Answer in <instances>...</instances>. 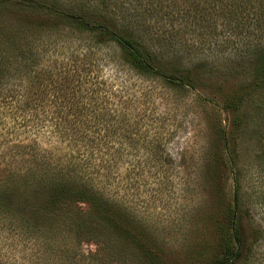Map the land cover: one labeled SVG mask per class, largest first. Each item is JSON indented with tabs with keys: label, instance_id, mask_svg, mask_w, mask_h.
<instances>
[{
	"label": "trees",
	"instance_id": "1",
	"mask_svg": "<svg viewBox=\"0 0 264 264\" xmlns=\"http://www.w3.org/2000/svg\"><path fill=\"white\" fill-rule=\"evenodd\" d=\"M104 62L233 116L220 133L229 185L210 217L215 237L188 264L261 263L234 131L258 124L264 154V0H0V120L65 143L56 151L0 130V240L23 255L18 264H171L168 239L110 192L109 148L116 140L121 154L141 116L100 74ZM215 75L238 79L219 99L202 93Z\"/></svg>",
	"mask_w": 264,
	"mask_h": 264
},
{
	"label": "rangeland",
	"instance_id": "2",
	"mask_svg": "<svg viewBox=\"0 0 264 264\" xmlns=\"http://www.w3.org/2000/svg\"><path fill=\"white\" fill-rule=\"evenodd\" d=\"M103 64L100 74L115 82L122 90V100L130 102L129 108H137L141 116V129L126 138L121 154L116 150L120 143L109 142V153H117L109 164L110 192L122 196L129 210L168 239L166 251L171 264H188L190 253L210 244L215 237V223L210 217L221 213L220 193L229 185V177L219 160L220 133L233 116L213 102H199L192 90L166 89L127 68L116 67L113 62ZM237 80L215 75L202 83L209 91L202 93L221 97L236 87ZM18 125L12 118L7 123L0 120V130L7 131L11 140L36 136L44 148L65 149L60 136L49 129L34 131L31 123L26 127ZM257 130L258 124L247 122L246 118L234 136L242 170L247 172L244 188H249L255 197L254 204L246 205L245 215L255 226L261 225L264 232V158L261 156L264 154L256 141ZM103 143L95 146L97 166ZM249 219L246 217L244 224L251 238L254 229ZM255 242L259 251H263L264 233H258ZM82 248L88 252L95 250L96 244L86 242ZM2 256L0 264H18L23 255L16 254L15 247H8L0 240ZM259 264H264V260Z\"/></svg>",
	"mask_w": 264,
	"mask_h": 264
}]
</instances>
